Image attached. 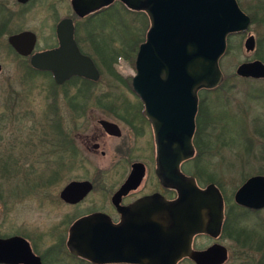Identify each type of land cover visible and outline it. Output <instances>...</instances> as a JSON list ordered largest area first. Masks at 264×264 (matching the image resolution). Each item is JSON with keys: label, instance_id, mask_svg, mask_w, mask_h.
Returning <instances> with one entry per match:
<instances>
[{"label": "water", "instance_id": "obj_1", "mask_svg": "<svg viewBox=\"0 0 264 264\" xmlns=\"http://www.w3.org/2000/svg\"><path fill=\"white\" fill-rule=\"evenodd\" d=\"M114 1L72 0L71 5L83 17ZM118 1L132 11L145 13L149 21L132 83L144 102L145 116L157 129L158 178L164 184L170 181L179 195L171 204L153 198L137 202L129 209L136 225L124 226L122 222L114 226L99 216L82 218L70 228L67 246L72 254L94 264H177L184 257L195 264H222L226 250L221 246L214 245L203 252L191 249L194 235H218L223 217L221 194L214 185L199 189L194 178L181 174L179 166L194 155L197 91L214 89L222 83L219 61L226 52L227 38L246 32L250 18L236 0ZM63 25L64 22L60 26ZM61 30V47L55 51L31 55L36 36L29 31L10 35L7 43L19 56H31L33 69L51 71L58 84L74 75L97 81L99 74L92 61L78 51L71 37L62 36ZM254 45L253 36H248L245 50L252 51ZM237 72L264 76V65L242 64ZM74 189H83V194L89 190L84 183H72L62 197L67 199ZM234 200L246 208H264V176L249 177L237 189ZM206 218H211L210 222L206 223ZM35 259L38 261L24 239H0V263L34 264Z\"/></svg>", "mask_w": 264, "mask_h": 264}, {"label": "flooded vegetation", "instance_id": "obj_2", "mask_svg": "<svg viewBox=\"0 0 264 264\" xmlns=\"http://www.w3.org/2000/svg\"><path fill=\"white\" fill-rule=\"evenodd\" d=\"M71 2L72 0H28L21 3L15 0L17 12L7 13L8 20L13 19L14 16L19 19L26 17L33 8L39 6V9L44 10L43 19L38 21L39 31L22 29L13 33L29 31L36 36V44L31 55L59 49L61 47L59 30L62 29V36L72 38L78 51L92 61L99 74L97 81L74 75L58 84L54 81L51 71L40 70L42 74L50 76L54 89H63L64 104L69 113L56 115L55 152L59 156L58 171L62 173V169L65 168L67 172L72 173V177L69 181H59L60 179L31 181V184L24 185L28 192L26 196L32 195L33 192L38 193L39 190L43 192L38 202L44 208L47 198L46 188L55 182L61 183L56 195L57 199L53 198L51 202L63 208L65 213L60 216L58 223L51 225L49 236L52 237V242L50 244H46L45 231L40 229L19 228L11 230L6 235H0V239L14 237L24 239L32 254L38 259V261L35 259L34 264L36 262L37 264H94L72 254L67 246L69 230L75 222L89 216H99L101 221L114 226L122 222L124 226L136 225V220L132 217L133 213L129 209L137 202L153 198L171 204L177 201L179 195L178 191L170 186V181L164 184L158 178L157 129L145 116L144 102L133 88L132 80L136 74L135 64L139 45L132 51L127 49L126 42L122 38L102 40L101 43L109 47V55L112 57L110 65L94 53L95 33L102 30V25L100 27L96 25L99 26L98 23L102 17L114 7L131 10L115 0L109 6L101 7L80 17L73 11ZM62 22L64 25L61 27ZM21 58L27 60L30 65L31 56ZM126 58L129 65L122 67L121 63ZM258 62L264 65V59L259 57L242 64ZM238 67L235 69V77L247 82V95L250 96V101L263 100L264 76L241 75L237 72ZM110 69L111 74H114L112 77L114 81L110 84L107 82V90L104 92L94 91V96L93 87L99 83L103 72ZM127 71H129L128 75H124ZM225 83V81L222 82L214 89L197 91L192 136L194 155L182 161L179 166L181 174L194 178L199 189L204 190L207 186L214 185L221 194L223 204V217L218 235L216 237L205 233L194 235L191 240V249L194 252H203L218 245L226 250V260L222 264H228L231 260L232 264H252L254 261H256L255 264H264V219L257 218L260 222L253 220V216L257 217L259 213L264 212V208L252 209L240 206L234 200L237 190L229 199L222 192L220 185L214 181L205 183L191 173L192 168L198 169L202 163V156L207 153L209 145L213 143L211 140L214 138L216 142L221 141V137L229 126L227 123L231 122L230 127L234 125L230 115L224 114L229 105L228 100L223 99L221 102L208 97L210 94L221 91ZM74 84L80 86L73 87ZM256 85L260 87L256 88ZM68 89H75V91L68 92ZM262 107L264 110V104ZM231 117H233L232 114ZM106 124L110 126L106 127ZM72 183H84L89 190L83 194V189H74L67 199L62 197L66 187ZM15 192L16 188L7 198L10 199ZM240 214H247L248 218L252 216L254 222L249 221V224L239 227L237 221ZM210 220L211 218H206L205 222L208 223ZM136 229L133 236L135 246L137 244ZM229 240L235 245L232 250L226 244ZM177 264L195 263L188 257H184Z\"/></svg>", "mask_w": 264, "mask_h": 264}, {"label": "rangeland", "instance_id": "obj_3", "mask_svg": "<svg viewBox=\"0 0 264 264\" xmlns=\"http://www.w3.org/2000/svg\"><path fill=\"white\" fill-rule=\"evenodd\" d=\"M236 1L240 9L251 18V23L245 33L227 38L226 52L220 61L226 83L221 91L208 95L221 102L223 99L228 100L229 105L224 114L230 115L234 125L230 127L231 122L227 123L229 126L221 141L216 142L213 138L198 169H191L192 175L199 180L205 183L214 181L220 185L229 199L249 177L264 176V136H260L264 134V99L259 102L250 101L247 82L235 77V69L242 63L258 57L264 59V0ZM38 7L33 8L26 17L17 19L14 16L8 20L7 13H16L18 7L15 0H0V165L7 164L16 172L19 171L16 177L0 181V235L19 228L40 229L45 231L44 240L48 245L52 242L49 236L51 225L58 223L60 216L65 213L63 208L51 202L57 197L61 183L55 182L46 188L44 208L38 202L43 192L39 190L38 193L26 196L28 192L24 185L31 184V181H69L72 177V173L65 168L62 173L58 171L59 156L54 148L56 139L53 125L56 115L69 112L64 104L63 89H54L49 75L28 74V61L16 57L7 43V37L19 30L33 29L37 32L38 21L44 15V10ZM98 25L96 27L102 25V30L95 33L94 53L110 65L112 57L109 55V47H105L102 40L122 38L127 49L133 51L143 43L149 21L142 12L114 7L102 17ZM248 36L254 38L253 52H247L244 48ZM127 60L121 63L122 67L129 65ZM103 73L99 83L93 87L94 96V91L104 92L107 90V82L110 84L114 81L111 69ZM67 91L74 92L75 89ZM22 187L24 192H21ZM15 188V195L8 199ZM257 218L264 219V212L257 217L253 216L254 221H258ZM249 221L254 222L252 216L248 218L247 214L238 215L239 227L249 224ZM226 244L231 250L235 246L230 240ZM228 264H232V260Z\"/></svg>", "mask_w": 264, "mask_h": 264}, {"label": "trees", "instance_id": "obj_4", "mask_svg": "<svg viewBox=\"0 0 264 264\" xmlns=\"http://www.w3.org/2000/svg\"><path fill=\"white\" fill-rule=\"evenodd\" d=\"M144 14V13H143ZM145 15V14H144ZM2 26V23L0 24V27ZM0 35H2V31H0ZM9 49L14 53V55L16 57L19 58V56L11 49V47L9 46ZM27 73L28 74H32V75H35V74H42L39 70H35L33 68H31V66L28 64L27 66V69H26ZM225 81V80H224ZM56 124V123H55ZM54 128H55V125H53ZM44 145V144H42ZM43 147V146H42ZM55 148V147H54ZM19 171H15L13 168L7 166V164H2L0 165V181L4 180H9V178H13V176H17V173Z\"/></svg>", "mask_w": 264, "mask_h": 264}]
</instances>
